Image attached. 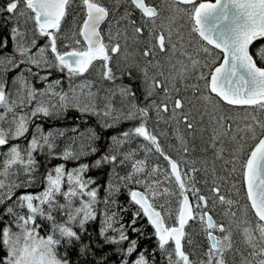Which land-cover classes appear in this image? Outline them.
<instances>
[{
	"label": "snow or ice",
	"instance_id": "snow-or-ice-1",
	"mask_svg": "<svg viewBox=\"0 0 264 264\" xmlns=\"http://www.w3.org/2000/svg\"><path fill=\"white\" fill-rule=\"evenodd\" d=\"M73 3L74 0H7L0 7V13L6 12L7 19L17 22L10 29L11 52L0 54V146L25 138L32 126L26 147L12 143L0 161V245L5 250L0 264H155L147 249L138 251L137 239L129 238V229L143 235L142 227L136 226L138 217L146 218L154 230L157 248H153L152 256L158 249L168 264H264V0H167L160 8L146 0H124L123 14L111 21L110 10L101 0H79L75 7L83 12L82 23H77L79 13H74L65 27ZM127 5L141 13L140 26L130 18ZM106 21L107 40L101 32ZM121 21L126 23L121 25ZM29 22L32 28L21 27ZM145 33L147 42L142 55L155 58L158 49L166 54L164 63L147 60L141 67L135 61L126 62L119 71L129 83L105 90L103 95L93 91L90 81L72 84L73 78L83 77L94 62L102 64L104 79L114 81L110 65L113 55L121 53L123 43L124 59L128 61L129 40L139 43ZM37 37H45L47 42L37 47ZM58 39L66 41L63 48L67 50L58 48ZM7 47V39L0 41V50ZM149 66L156 69L151 76ZM13 69L18 71L8 89L7 74ZM52 70L67 73V90L60 87L59 79L49 81ZM137 73L144 100L148 101L143 106L136 102L133 87ZM33 77L44 86L36 87ZM181 89L191 90L200 105L197 115L191 109L183 110L184 104L192 101L187 96L179 98ZM158 90L163 93L160 103L152 99ZM169 102L171 119L177 125L173 135L178 142V158L165 151L159 137L147 126L150 109L160 120L161 112H168ZM70 109L81 116L96 117L104 129L122 121L139 119V123L111 136L108 150L91 165L81 162L66 169L64 163H59L46 171L42 191L21 192L13 201L17 189L36 183V153L44 155L46 149L48 156L79 161L98 152L94 145L100 137L94 128H72L75 135L71 142L56 152V140L66 130L45 131L42 124L34 123L40 117L60 118ZM181 123L188 137L195 140L194 134H199L205 145L200 151L211 150V160L190 158L197 148L180 130ZM133 136L147 142L140 146L143 158H136L134 148L121 151ZM226 152L230 160L225 159ZM151 153L158 154L167 167H149ZM217 160L223 161L227 175L217 174ZM126 164L130 170L124 175L116 172L117 166ZM102 165L112 168L104 187L105 210L101 213L98 239L93 240L91 235L85 239L86 226L97 218L101 190V185L86 172ZM237 171L241 181L234 182L232 190L239 196L237 183L242 182L246 201L243 205L222 192ZM200 172L205 175L203 184L208 185L211 208L210 196L197 187ZM21 175L25 179L20 180ZM121 187L127 190L129 204L136 209L127 224L121 212L128 209L119 207L114 199ZM58 196L63 197V203ZM217 202L224 206L222 215L227 223L218 222L211 214ZM109 205L119 210H110ZM17 207L27 209V213L18 212ZM57 211L63 219L57 220ZM5 216L9 219L4 220ZM38 218L48 223L44 235ZM190 222L199 225L206 239L207 247L202 252L200 244L186 231ZM237 234L243 250L236 245ZM185 242L191 251L185 250ZM106 246L109 252L104 251ZM112 256L117 260L113 262Z\"/></svg>",
	"mask_w": 264,
	"mask_h": 264
},
{
	"label": "flooded vegetation",
	"instance_id": "flooded-vegetation-1",
	"mask_svg": "<svg viewBox=\"0 0 264 264\" xmlns=\"http://www.w3.org/2000/svg\"><path fill=\"white\" fill-rule=\"evenodd\" d=\"M101 2L104 3V5L106 7H108L110 10V15L108 18L109 21L113 20L114 17H119L120 15H122L124 10H125V6H126L124 3V0H101ZM146 2H149L153 6L160 8V7L165 6V4L167 3V0H146ZM76 4H79V0H74L73 7L69 9L70 15L68 16V18L65 22V27L70 25L71 20H72V14H74V13H79L77 23H82L83 12L81 11L80 8L75 7ZM127 8H128V11L132 13L130 18L136 21L137 26H140V24H141V13L139 12V10L134 9L131 5H127ZM3 14H4L5 19H7L8 14L4 13V12H3ZM163 15H167V12H164ZM7 20L9 22V19H7ZM124 23H126V22L121 21V25H123ZM65 27H62V31L65 30ZM107 29H108V21H106L105 23H103L101 25V32H102V34H105L106 40H107V36H106ZM9 31H10V22H9ZM113 31H115V27L113 28ZM129 36H131V30H129ZM146 36H147V33H145V37L142 38L139 43H133L131 40H129L128 47H127L128 61H125V59H124L125 53H124V49H123V43H122L121 53L118 55H113V59L110 62V65L113 67V73L116 77L114 81H108V80L103 78V76H102V70L103 69H102V64L100 62H94V67H92L88 73H86L83 77H79V76L75 77V78H73L72 81L76 84L79 81L78 79H82V80L87 79L89 81H97V80L100 81V80H102L104 85L116 87L117 85H119L121 83H123V84L129 83V80L126 77H123V78L121 77L120 71H119V69L124 67L126 62L135 61L141 67L145 66L147 60H152L153 63H155V60H160L161 63H164L165 58H166V54L159 53L158 49L156 50L155 58H153V57L145 58L142 55L145 43L147 42ZM37 38H38L37 47L42 46L47 42L45 37H37ZM10 39H11V36H10ZM11 43H12V41H11ZM64 43H66V41L58 39V41H57L58 48H60L61 50H67V49L63 48ZM255 46H256V44L254 42L253 47H255ZM49 55H50V53H49ZM165 70L167 71L166 66H165ZM155 71H156L155 68L149 66V75L150 76ZM41 73H43V72H41ZM51 77L52 78L54 77V79H59L61 81L62 85H67L68 78H67L66 72L61 73L59 71L52 70V75L50 76V79H51ZM137 77H138V79L133 84V87H134V90L136 91V96H137L136 102L143 106L146 103H148V101L144 100L142 85H141V81L139 78L140 77L139 73H137ZM191 82H194V81H189V83H191ZM178 87H180V85H178ZM175 95L176 94L174 93L173 96L175 97ZM162 96H163V93L158 90L156 92V94L154 95V97H152V99H155L157 103H160ZM185 96H187L192 101V103L191 104L185 103L183 110L185 112H187V111H189V109H191L192 114L197 115L198 110L200 108V105L192 97V93H191L190 89L187 91H184L183 89H181V92L179 94V98H183ZM237 111H242V110H237ZM70 113H71V115H70L71 116V119H70V128L71 129L76 127L77 125H79L80 130H85L86 128L91 127V128L95 129V131L97 132V134L100 137V140H96L95 145H94L98 148V152L91 154L90 156H88V160L83 161V163H88L90 165L92 164V162L95 159L99 158V156L101 154H103V146L104 145L108 150L109 144L111 143L110 142L111 136L118 135L120 132H123L129 128H133V127L137 126L139 123V119L132 120V121H122L121 123H119L118 125H116L112 128L104 129V128L100 127V124L97 121V118L94 116H90V115L81 116V114L79 112L72 110V109H70ZM161 116H162V119L158 120L156 117L155 111L150 109L147 126H148L150 131H152L153 133H155L159 137L160 143L165 148V151L168 152L170 155H172L171 149L175 144H177V141L175 140L174 135L172 134L173 133V126L170 125L172 123V119H171L172 103L171 102H169L168 112H166V113L161 112ZM105 136L107 137V140L104 142V140H102L101 138L105 137ZM188 139H189V137H188ZM195 141L196 140L192 139V143ZM169 144L172 145L171 148L168 147ZM127 145H129V144H125L123 146V149H125V147H127ZM173 158H175V157L173 156ZM82 159L83 158H81V160ZM81 160H80V163H81ZM150 160H151L150 162L152 165L159 164L162 168L167 167L166 162L162 158H159L158 154H156V153H151ZM102 166L108 167V175H109L110 171H112L111 165H102ZM232 175H234L233 179H235L237 182L241 181V176H240V173L238 171ZM107 180H108V177L103 180L104 186H106ZM241 184H242V182H241ZM101 191H102V193H105L104 188H102L99 191L98 196H101ZM244 191H245V189H244ZM191 199H192V197H191ZM211 214L214 216V219L217 220L214 213L211 212ZM217 221L219 222V220H217ZM190 228L191 227H186V231L189 232ZM217 234H219V233H217ZM202 235H203V233H202ZM199 243L202 244V246L200 248V251L202 252L207 247V242H206L205 237H204V240L202 242H199ZM188 247L191 248V246H189L187 244V242H185V249H187ZM167 264H168V260H167Z\"/></svg>",
	"mask_w": 264,
	"mask_h": 264
},
{
	"label": "rangeland",
	"instance_id": "rangeland-1",
	"mask_svg": "<svg viewBox=\"0 0 264 264\" xmlns=\"http://www.w3.org/2000/svg\"><path fill=\"white\" fill-rule=\"evenodd\" d=\"M6 2H7V0H0V7H4L5 4H6ZM4 13H6V12H4ZM9 22H10V29L17 23L16 21H12V20H9ZM9 22H8L7 19H5L4 14L3 13H0V24H3L5 26ZM21 27L22 28H29L30 29V28H32V24H31V22H29L27 25L21 24ZM37 45H38V38H37ZM33 51H35V49H33ZM49 57H50V55H49ZM21 67H24V66L21 65ZM32 70H33V72H35V70H36L35 67H33ZM17 71H18L17 69H13V70H10L8 72V74H7V77H8L7 88L8 89H11L12 88L11 79H12V77L14 75H16ZM41 74H44V73H41ZM53 79H54V77L53 78L51 77V79L49 77V81H51ZM78 80L79 81L76 84L72 81V84L73 85H77V84H79L82 81V79H78ZM84 80H87V79H84ZM87 81H89V80H87ZM32 82L38 88H42L44 86L43 85V82L37 81L35 77L32 78ZM90 82L92 83L93 91H99L102 95L105 94V90H108V89L115 90L116 89V87H114V86L104 85V83H103L102 80H100V81H98V80L97 81H90ZM68 85H69V80L67 81V85H62L61 84L60 87H62L65 90H67ZM178 85L179 84H177V86ZM117 100H119V97L118 96H117ZM117 107H119L118 104H117ZM0 111H2V109H0ZM69 111H68V113H69ZM67 114L64 115V116H62V118L65 117V116H67ZM40 118L35 119L34 120V123H40V124H42V126H43V128H44L45 131H48L49 129H64V130H66L64 132V135L62 137H58L57 140H56V143L58 145V147L56 148V152H60L67 143H70L71 142L70 138L75 135L72 131H70L71 130L70 125H63L59 121H58L57 124H55V123L53 125L50 124V122H52V121L54 122V121H56L59 118H44V119H47V120H45L46 122L41 121ZM45 123H47V124H45ZM170 125L173 126V130L177 127L176 121L173 120V119H172V123ZM3 126L4 127H8L7 124H4ZM179 127H180V130L182 132H184L185 136L188 138L187 132L184 129L183 123H181L179 125ZM80 131H84V130H80ZM31 132H32V126H30V128H29L30 135H31ZM194 135H196V137H197L195 139L196 141L193 142V143H195L197 150H196V152L192 153V155H191L190 158H193V159H195V158L203 159L204 157H207L209 160H211V158H212V152H211V150H209L207 153H202L200 151V148L202 146H205V145L203 144V141L199 138V134L198 133H195ZM204 136H205V139H206L207 133H205ZM101 139L104 140V142H105L107 140V137L105 136V137H102ZM189 140H190V143H192V137H189ZM79 142H80V138L77 137V144H79ZM85 143L87 144V141H85ZM146 143L147 142L144 141L142 137L133 136L131 138L130 144L127 145V147H125V149L122 148L121 151H128L129 149H132V148L137 149L136 158L137 159H140V158H143L144 157V151H143V149L140 146L143 145V144H146ZM177 147H178V142L171 149L172 155L175 158H178ZM5 151H7V148L5 150L0 149V161H3V159H4L3 153ZM105 151H107V148L104 145L103 146V153ZM46 153H47V150L45 149V156H48ZM49 157H51V156H49ZM53 157H55V156H53ZM81 158H83V157H81ZM150 158H151V154H149V158H148V165H149V167H151V165H152L151 162H150L151 161ZM225 159H228V160L231 159L230 156H229V154L227 152L225 153ZM80 160L79 161H77V160H69L70 161V164H68V166L65 164L66 169H72L74 167H77L78 164L80 163ZM198 166H200V165H198ZM216 167H217V174L218 175H227L228 174L227 172L224 171V167L225 166H224L223 161L217 160L216 161ZM227 168L228 169L231 168V163H229L227 165ZM128 170H130V166L128 164H126L124 166H117V168H116V172L119 173L120 175H124ZM233 177H234V175H231L229 177V180H228L227 184L222 187V192L226 196H228V197H230V198H232L234 200L239 199L240 204L243 205L246 202L245 199H244V197H245L244 188H243V186H242L241 183H237V187L240 188L239 196H237L236 193H235V191L232 190V184L234 182H237L235 179H233ZM158 178H159V176H158ZM207 178L209 179V181H211V176L210 175ZM19 179L20 180H23V179H25V177L23 175H21L19 177ZM196 179H197V182H198L197 183V187H200L201 188V191H202L203 194L210 196V193H208V185L203 184V180L205 179L204 173L203 172L197 173ZM238 182H240V181H238ZM165 186H168V185H165ZM43 187H44V183L43 182L41 183L40 179L38 177H36V183L32 186V188H38L36 192H39V191H42L43 190ZM123 189H124V192H127V190L125 188L121 187L119 193H117L114 196V199L117 201V205L119 207L126 208L125 207L126 206V203H125V199H124ZM104 196H105V193H102V191H101V197H102V199H104ZM160 202H163V198L160 200ZM173 207H175V199H173ZM211 207H212V205H211V196H210L209 208H211ZM109 208H110V210H115L117 207H114V206L109 205ZM104 210H105V205H104L103 211ZM223 211H224V206L220 205L219 202H217L216 207H215V209L212 212L216 216L217 220H219V222L223 221V222L227 223V218L222 215ZM239 216H240V213L238 211V217ZM101 218H102V216H101ZM13 230L15 231L16 229H13ZM189 232L192 234V236L194 238V241L196 243L202 242L204 240V236L200 232V229H199V225L198 224H192ZM234 239L236 240L237 247H240L243 250L244 249V246L239 242V236H238V234L236 236H234ZM199 244H200V246H202L201 243H199ZM185 250L186 251H191V248L188 247ZM158 254H159V257L157 258V260H158L159 264L160 263L161 264H167V257L165 255H162L160 253V251H159ZM238 259H239V257H237V260Z\"/></svg>",
	"mask_w": 264,
	"mask_h": 264
},
{
	"label": "trees",
	"instance_id": "trees-1",
	"mask_svg": "<svg viewBox=\"0 0 264 264\" xmlns=\"http://www.w3.org/2000/svg\"><path fill=\"white\" fill-rule=\"evenodd\" d=\"M10 31H9V23L7 25H3L0 24V41H3L4 39L8 40V47L6 49L0 50V53L3 54V52H11L12 50V43H11V39H10ZM71 113L69 111V113L67 114V116L57 119L56 121H52L50 122V124H57L58 121L60 123H62L63 125H70V119H71ZM41 121L46 122L43 117L40 118ZM48 122V121H47ZM47 124V123H45ZM31 135L30 133L26 134L25 138H21L19 140H10L9 144L0 148L2 150H5L6 148H8L12 143H18L21 145V147H26L27 145V141L28 139H30ZM36 156V160L39 162V169L38 171L35 173V176L38 177L41 181V183L43 182V177L46 174V171L48 169L54 168L55 165L59 164V163H64L68 166V164H70V161H64L62 159H59L57 157H49V156H45L39 153L35 154ZM88 160V156L83 157V159L81 160V162ZM86 176H90L92 178H94L96 180V182L98 184L101 185L102 188H104L103 185V180L105 178L108 177V167L105 166H101L100 168H89V170L86 172ZM101 188V189H102ZM38 188H19L16 190L15 195L13 196V201L15 200L16 196H18L21 192H36ZM123 194H124V199H125V203H126V208L128 209L127 212H121V215L124 217V222L127 224L131 213L133 211H135V207L129 204V199L127 196V192H124L123 189ZM58 201L63 203V197L62 196H58L57 197ZM98 199L100 201V203H98L97 207V218L94 221H90L88 223L87 227V233L85 234V239H87L88 235H91L93 240L98 239V230L100 227V221H101V212L103 211L104 208V204H103V199L101 196H98ZM9 203H11V201H9ZM76 203L78 204V201H76ZM18 212H23L24 214L27 213V209H20L17 207L16 209ZM115 210H119V208L117 207ZM0 211H2V206H0ZM54 215L57 217V220H61L63 219V217H61L59 211L54 212ZM9 218L7 216L4 217V220H8ZM38 223L42 224V228H41V235L45 234V230L48 228V223L47 221H41L39 218L37 220ZM137 227H142L143 229V235H138L137 233H133L131 232V230L129 229V238L130 239H137L138 242V251L141 249H147V255L149 256V259L152 260L154 259L155 264H159L157 258L159 257V250L157 249L155 256H152V250L153 248H157V243H156V238L153 234L154 230L151 228L150 225L147 224V220L146 218H141L138 217L137 218ZM3 227V224L0 223V228ZM15 229V228H14ZM126 246V245H125ZM105 252H109L110 249L106 246L104 248ZM5 255V250L3 249L2 245H0V258H2ZM72 259H76L74 253L72 254ZM112 261H116L117 257L116 256H112L111 257ZM161 264V263H160Z\"/></svg>",
	"mask_w": 264,
	"mask_h": 264
},
{
	"label": "water",
	"instance_id": "water-1",
	"mask_svg": "<svg viewBox=\"0 0 264 264\" xmlns=\"http://www.w3.org/2000/svg\"><path fill=\"white\" fill-rule=\"evenodd\" d=\"M6 146V145H5ZM2 147H4V146H0V148H2ZM190 199H191V197H190ZM191 223V222H190Z\"/></svg>",
	"mask_w": 264,
	"mask_h": 264
}]
</instances>
